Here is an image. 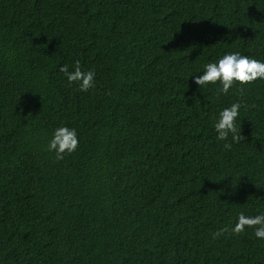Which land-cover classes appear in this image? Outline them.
Listing matches in <instances>:
<instances>
[{
    "label": "trees",
    "instance_id": "trees-1",
    "mask_svg": "<svg viewBox=\"0 0 264 264\" xmlns=\"http://www.w3.org/2000/svg\"><path fill=\"white\" fill-rule=\"evenodd\" d=\"M235 52L264 62V0H0V264H264L231 231L264 214V80L193 78ZM237 102L245 138L219 141Z\"/></svg>",
    "mask_w": 264,
    "mask_h": 264
},
{
    "label": "clouds",
    "instance_id": "clouds-1",
    "mask_svg": "<svg viewBox=\"0 0 264 264\" xmlns=\"http://www.w3.org/2000/svg\"><path fill=\"white\" fill-rule=\"evenodd\" d=\"M232 33L226 35V39H231ZM239 38V37H237ZM60 71L65 74L69 84L79 82L80 91L86 92L94 85L95 72L82 71L80 63L77 61L74 71H69L68 66H62ZM194 83L199 86V89L209 84L220 83L221 88L217 94L229 93V90L234 85H246L255 81L264 80V62L248 56L241 55L239 52L225 54L217 62H210L204 66L202 75L193 76ZM241 104L239 102L231 104L230 107L224 108L219 113V118L214 124L217 133V140L227 141L231 134L232 140L239 143L245 137L241 135L236 127V120L240 114ZM79 146V140L76 130L70 129L67 126L60 127L55 130L53 138L48 144L47 150L55 153L57 161L63 160L65 154L71 155ZM224 148L230 150L231 143H225ZM254 228V235L264 240V214L256 215L255 217L246 216L242 212L238 214V222L231 229L232 232L239 235L244 232L245 228ZM228 228L221 229L214 233L213 238L217 239Z\"/></svg>",
    "mask_w": 264,
    "mask_h": 264
}]
</instances>
